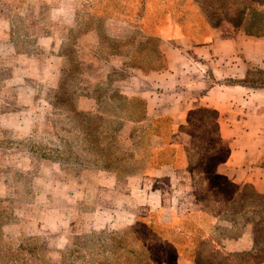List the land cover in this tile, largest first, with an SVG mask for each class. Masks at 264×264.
Masks as SVG:
<instances>
[{
  "label": "rangeland",
  "instance_id": "1",
  "mask_svg": "<svg viewBox=\"0 0 264 264\" xmlns=\"http://www.w3.org/2000/svg\"><path fill=\"white\" fill-rule=\"evenodd\" d=\"M252 1L0 0V264H134L123 249L139 247L154 264H261L264 195L247 185L225 201L205 113L180 126L144 95L162 47Z\"/></svg>",
  "mask_w": 264,
  "mask_h": 264
},
{
  "label": "crops",
  "instance_id": "2",
  "mask_svg": "<svg viewBox=\"0 0 264 264\" xmlns=\"http://www.w3.org/2000/svg\"><path fill=\"white\" fill-rule=\"evenodd\" d=\"M175 42V48L162 47L165 66L145 74L154 89L144 94L148 112L158 106L180 126L205 113L199 120L212 127L224 150L223 158L210 167L212 175L235 191L250 185L264 192V87L244 82L253 71L264 73V0L250 2L236 20L208 22L199 41L180 34ZM177 138L186 144L191 134L181 129ZM185 201L189 212L199 210L191 196ZM241 240H224L221 248L233 252L251 247ZM174 264L195 263L177 256Z\"/></svg>",
  "mask_w": 264,
  "mask_h": 264
},
{
  "label": "trees",
  "instance_id": "3",
  "mask_svg": "<svg viewBox=\"0 0 264 264\" xmlns=\"http://www.w3.org/2000/svg\"><path fill=\"white\" fill-rule=\"evenodd\" d=\"M259 73H262L260 71H257ZM252 74V73H251ZM251 74L248 75V77H246V79H244V82L247 83L249 86H252V87H255V86H261V87H264V79H259V78H253L251 77ZM121 96V95H119ZM123 100H125V102L127 103H133L132 101L135 100V101H138L141 103V106L139 109H136L134 107V112L132 113H129L130 116H136L137 118V121H142V120H145L147 117H146V107H145V103L144 101L140 100V99H136V98H132V99H127L126 97H123L121 96ZM130 112V111H129ZM88 115H91L90 117H96L97 118V114H88ZM106 168H109L110 166H105ZM209 175L210 176H216V175H212V171L210 169L209 171ZM223 184V183H221ZM220 185V183H219ZM221 187V186H220ZM245 187V186H244ZM230 192L228 195V199H226L225 201L228 200V202L230 201H233L234 199H236V197L238 196H241L244 191L243 189L239 190V191H235L233 188H230L229 191ZM257 195H264V193H257ZM253 234V233H252ZM232 238V237H231ZM256 235L254 233L253 235V241L255 242L256 241ZM125 250L126 252L122 253V257H127V260L131 263H134V264H154L148 254V251L147 249H145L144 247H139V249H135V248H127V249H123ZM195 256H196V252L193 254V261L195 264H197V261L195 259ZM99 264H102V263H99Z\"/></svg>",
  "mask_w": 264,
  "mask_h": 264
}]
</instances>
